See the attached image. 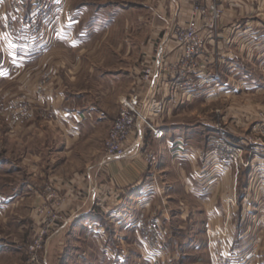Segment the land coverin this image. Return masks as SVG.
<instances>
[{"label":"crops","instance_id":"crops-1","mask_svg":"<svg viewBox=\"0 0 264 264\" xmlns=\"http://www.w3.org/2000/svg\"><path fill=\"white\" fill-rule=\"evenodd\" d=\"M9 1L0 0V6H8ZM218 2L223 9L221 29L227 33L237 28L243 35L249 30L247 27L253 26L252 17H260L264 12L254 0ZM98 5L90 31L116 29L119 23L116 16L126 11L117 13L111 2ZM140 7H145L146 11L155 9L154 15L161 18L138 24L142 31L154 32L148 42H143L149 37L147 34L142 42H132L130 32H125L124 39L128 42H82L78 38H66L61 42H45L40 53L23 50L13 55L12 77L19 83L13 86V92L18 91L14 103L21 105L22 91H27L35 97L29 101L34 105L33 110L44 107L51 116L41 120L35 114L24 125L28 126V134L12 137V181L0 184V199L31 207L55 202L61 205V216L68 222V234L78 235V238L90 234L95 238L109 228L112 239L120 238L123 244L120 251L135 253V259L140 252L146 251L141 237L145 235L143 228L146 230L155 221L169 232V246L172 239L186 241L173 244L178 248L182 246L183 250L200 247L197 240L206 241V228L218 224H237L235 237L244 239L247 236L241 227L245 216L227 214L228 217L225 210L226 198L236 190L235 172L226 171L219 180L212 178L203 169V146L199 148L189 142L186 132L182 134L183 129L170 135L160 127L163 136L154 139L141 126L137 143L124 157L108 158L103 151L108 130L118 115L120 99L134 91H144L141 84L135 87L142 72L140 64L142 68L144 63L151 65L158 73L165 56L171 66L178 59L179 52L169 38L170 28L163 20L172 23L177 9L185 11L189 3L185 0H142ZM77 8L78 16L73 22L75 33L86 13L81 4ZM3 13L0 10V14ZM132 27V22L124 25L125 30L131 31ZM257 27L260 34L262 30ZM261 40L255 44L262 45ZM237 46L239 61L243 59L240 49L245 46ZM225 48L227 56H232L231 50ZM43 59L50 81L39 89L38 79L43 71H38L33 64ZM26 78L29 79L27 87L21 85V80ZM161 93L166 99L165 88ZM165 104L179 105L171 100H165ZM183 143L188 145L187 154ZM154 144L164 151L157 152L160 166L150 168L143 156L145 149L150 150ZM2 243L0 239V254L5 251Z\"/></svg>","mask_w":264,"mask_h":264},{"label":"rangeland","instance_id":"rangeland-1","mask_svg":"<svg viewBox=\"0 0 264 264\" xmlns=\"http://www.w3.org/2000/svg\"><path fill=\"white\" fill-rule=\"evenodd\" d=\"M108 2H111L117 13L119 10L126 13L116 16L119 22L116 29L90 31L93 13L100 6L98 4L104 6ZM141 2L142 0L139 3L137 0H10L8 6H0V10L4 12L0 14V184L12 181V137L20 133L27 135L28 126L24 125L35 114L41 120L51 116L44 107L33 110L34 105H30L29 101L35 97L30 96L27 91H22L21 105L14 103L18 99V91L14 93L13 86H18L19 83L12 77L13 55L23 50L40 53L45 42H61L66 38H78L82 42H128L127 38L124 39L125 32H130L132 42H142L147 34L149 37L143 42H148L154 32L142 31L138 24L151 22L153 18L159 21L161 18L154 15L155 9L148 8L146 11L145 7L141 8ZM79 4L86 13L83 14L84 21H81L80 29L75 33L74 21L75 16H78L76 10ZM206 4H214L223 14L218 0H206ZM254 4L264 11V0H254ZM191 6L185 11L178 8L172 23L163 20L170 28L169 38L171 42H176V36L183 34V42H207V47L199 57H195L190 66L183 64L176 69L172 68L174 71L171 73V65L167 62L161 68L162 77L166 79L161 80L159 88H165L166 99L161 93L164 109L160 117L153 121V125L162 134L165 131L173 135L183 129L182 134L186 132L189 142L199 148L203 146V169L207 168V173L217 169L212 178H221L226 171L235 172L233 177L237 179L236 190L226 198L228 206L225 210L226 215L245 216V223L240 227L247 237L241 240L235 237L237 224L213 225L205 230L206 241L197 240L200 247L183 250L182 246L178 248L173 244L185 240L172 239L169 246V232L163 224L155 221L165 233L162 248L156 250L150 243V236L144 231L145 235L141 234V237L147 252L144 250L142 253L138 248L140 255L135 259V253L120 251L119 247L123 245L120 238L114 241L105 224L108 231H103L100 236L93 238L89 234L78 238V235L68 234L67 221L64 222L61 216V205L51 201L50 204L36 207L21 204L17 206L12 201L9 203L6 199H0V239L5 248L0 254V264H26L35 254L31 248L40 237L41 245L39 244L40 248L36 253L39 258L37 264H264V43L260 46L255 44L259 39L264 42V12L260 17H252L253 26L247 27L249 30L242 35L237 28L229 33L223 32L221 18L214 28H209L201 19L195 20V27L187 28L194 23L191 20ZM141 14L146 16L142 17ZM130 22L132 30H125L124 25ZM256 26L262 30L260 34L256 31ZM190 30L195 32L192 41ZM157 42L160 40L157 39ZM239 42L245 47L244 51L240 49L243 59L237 61L236 52H240L237 45L241 47ZM224 46L231 50L233 58L227 56ZM178 56L177 54V58ZM44 64V59L33 64L37 65L38 71H43L38 79L39 89H43L50 81L45 74ZM141 66L140 64L142 72L138 77H142L145 70L152 67L145 63L143 68ZM28 83V78L21 80L22 86L27 87ZM171 87L174 94L169 91ZM142 93L145 94V88ZM165 100L179 105L166 106ZM146 130L147 135L157 139L148 128ZM182 145L186 153L188 145ZM150 148H146L144 154L155 153L158 163L154 167L160 166L158 153L164 150H160L155 144ZM221 163L225 167H220ZM49 194L50 192L47 196ZM99 209L102 214V209ZM208 230L213 234L208 236ZM132 240L133 237L129 239L130 242ZM80 248L86 251L82 253Z\"/></svg>","mask_w":264,"mask_h":264},{"label":"built area","instance_id":"built-area-1","mask_svg":"<svg viewBox=\"0 0 264 264\" xmlns=\"http://www.w3.org/2000/svg\"><path fill=\"white\" fill-rule=\"evenodd\" d=\"M191 6V17L195 23L189 24L187 28H193L196 25V21L201 19L206 22L209 28H214L215 24L221 18V12L214 4H206V0H185ZM180 10V8H179ZM181 14V12H180ZM191 31L190 41L194 40L192 36L195 34L194 30ZM185 35L178 34L174 42L175 50H178L179 56L174 66L169 69H176L183 64H189L194 61L195 57H199V54L203 53L206 49L207 42H183ZM166 57V56H165ZM166 59L162 61V67L164 66ZM204 67V66H203ZM166 68V67H165ZM160 71V70H159ZM173 69L169 71L171 73ZM162 79V72H156L153 67L145 70L144 75L139 78V84L145 88V94L140 91H134L128 96H124L120 100V110L116 121L108 130L107 138L104 141L103 151L108 158H122L130 150L131 146L139 139V127L143 126L148 128L156 138L162 137V132L153 125V121L157 120L164 109V101L160 98L161 90L159 83ZM171 94H174L172 87L169 88ZM135 138V139H134ZM133 140V141H132ZM182 149V148H181ZM239 155V154H238ZM158 156L153 152L144 154L143 158L148 167L156 166ZM236 165L238 164L235 162ZM241 163V161H240ZM220 167H225L221 163ZM207 170V168L205 169ZM216 168L213 172H216ZM213 172H209L210 176H213ZM144 231L150 236V240L153 247L157 250L162 248L165 242V233L158 228V223L148 226ZM209 234H213L208 230ZM40 238L35 243V246L31 250L35 253L26 264H37L39 258L36 255L40 248Z\"/></svg>","mask_w":264,"mask_h":264}]
</instances>
